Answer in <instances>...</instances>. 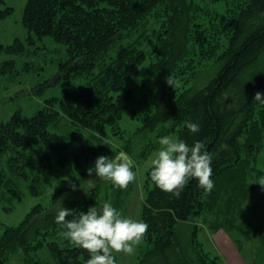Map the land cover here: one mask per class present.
Here are the masks:
<instances>
[{
	"label": "trees",
	"instance_id": "1",
	"mask_svg": "<svg viewBox=\"0 0 264 264\" xmlns=\"http://www.w3.org/2000/svg\"><path fill=\"white\" fill-rule=\"evenodd\" d=\"M238 4L230 14L213 10L228 19L219 25L214 21L219 16L199 0H27L23 25L28 36L0 45V53L24 55L37 39L52 37L64 45L60 51L65 58L59 61L64 86L61 98L47 99L36 114L16 112L8 120H0V188L20 198L16 180H23L30 183L32 193H40L44 184L52 182L55 160L62 166L75 163L78 167L93 161L100 149L95 147L96 134L107 136L122 117L114 93L138 74L148 57L136 43L118 45L116 56L107 58L109 51L126 37L125 31L164 6L165 28L159 34L156 57L150 61L148 81L143 82L146 91L141 130L148 136L164 126L163 133H176L189 145L202 142L213 154L214 188L205 194L198 182L191 180L176 198L155 186L150 168L139 217L149 229L139 245L137 264H220L219 257L206 251L199 239L200 225L214 232L238 226L236 211L254 189L249 182L251 165L264 152V104L253 100L257 91L264 93V0ZM11 12L8 7L0 12V18ZM201 19L205 23H200ZM209 25L215 34L211 35ZM224 43L227 47L219 55L223 65L217 75L193 94L186 89L171 99L166 77L174 79L197 53L210 59ZM101 59L107 62L96 76L73 84L77 77L93 71ZM18 74L14 58L0 63V78L13 79ZM45 87L46 82L38 91ZM186 121L198 123L200 131L191 133ZM168 122L171 126H166ZM67 137L78 143L77 148ZM38 148L45 151L38 155ZM8 153L3 164L1 158ZM256 171L264 176V170ZM83 175L87 177L88 173ZM80 180L75 182V190L70 184L57 190L51 209L36 206L19 225L5 229L0 235V264H7L16 248L30 253L45 243L58 264H86L88 252L62 239L58 235L62 226L55 222L60 207L74 212L99 207L94 200L99 196L98 188L91 187L92 181ZM212 214L214 219L210 218ZM262 229L254 233L264 245ZM28 264L43 263L28 257Z\"/></svg>",
	"mask_w": 264,
	"mask_h": 264
},
{
	"label": "rangeland",
	"instance_id": "2",
	"mask_svg": "<svg viewBox=\"0 0 264 264\" xmlns=\"http://www.w3.org/2000/svg\"><path fill=\"white\" fill-rule=\"evenodd\" d=\"M199 1L201 4L210 5L212 11L230 14L232 13L231 9L237 7L238 2L243 0ZM26 3L27 0H0V12L8 7L12 8L10 14L0 18V45H9L13 43L15 38L24 40L28 36V31L23 25ZM214 11L213 15L219 16ZM166 18L167 13L164 6L158 7L132 30L125 31L126 37L118 41L116 46L109 51L107 58H110L111 55L116 56L119 46L136 43L148 55L140 66L138 74L130 77L114 93L115 102L122 107L120 127H114L105 137L96 134L98 141H94L95 147L99 146L100 149L97 150L98 154L91 163L80 167L75 163L62 166L55 160L52 182L44 184L40 193H32L29 188L30 183L23 180H16V188L21 193L20 198L11 194L7 188H0V235L7 227L19 225L34 207L40 205L45 210L51 209L54 193L63 186L70 184V181L75 183L81 178V182L92 181L91 187L98 188L99 196L94 200H96L99 207L105 202H110L125 216L139 219L141 205L147 194V172L150 169V160L159 148L158 140L165 135L178 138L176 133H163L164 126L159 127L155 133L148 136H145L141 130L145 114V111L142 112V98L143 91H146L143 82L144 80L147 82L150 76V61L153 59L152 57H156L155 54L158 52L159 34L163 33ZM224 18V15L221 18L219 16L214 21L219 25H224L228 21ZM199 22L205 23L203 19ZM209 31L211 35L215 34L213 26L209 25ZM225 37L228 38L226 34ZM196 45L201 48L200 45L194 43V46ZM226 47L227 45L224 43L218 49L216 55L207 60L197 53L193 62L174 78L175 87L169 85L170 98L174 99L180 91L184 92L186 89H190L189 95L193 94L215 77L223 65V62L218 59L219 55ZM28 48L30 52L24 55L0 53V63L14 58L17 62V69L20 71V74L13 79L0 78V120H8L16 112H22L29 116L34 115L43 107L47 99L52 97L58 101L62 96L64 85L60 81L59 61L65 58L62 55L63 51H60L64 48V45L56 42L50 36H45L43 39H37L36 44ZM106 62L102 60L93 71L86 72L82 74L83 76L74 79L73 84L79 85L91 80L103 69L102 65ZM45 82L47 87L41 92L38 91ZM166 126H171V123L168 122ZM162 133L164 135H161ZM85 134L86 137H90L88 133ZM67 139L74 146L73 148H77V142L70 140L69 137ZM105 141H110V144H104ZM111 148L114 149L113 152ZM36 151L40 155L45 149L38 148ZM119 151H123L130 156L134 161L133 170L137 173L136 181L130 184L127 190L115 188L111 182L97 178L94 172L91 177L83 175L88 168L94 167L98 156H112ZM8 157L9 153L3 155L1 162L5 164ZM68 159L70 161L73 159L72 152ZM251 166H253V169L250 173L249 182L254 189L251 196L243 200L236 211L238 226L232 228L225 226V229L221 228L214 232L209 226L202 223L200 225L199 239L203 242L206 251L219 257L220 264H264V245L262 242L260 243L258 233H254L258 227V230L263 228L262 231L264 232V187L255 182L264 179V176L257 174L256 171V168L264 170V152ZM210 218L214 219L215 216L212 214ZM200 220L202 221L201 218ZM49 241L48 239V243ZM258 246L259 249H257ZM139 254V246L134 255L118 254L116 255L117 264H137ZM28 257H33V259L39 260L43 264H58L47 243L42 248L30 253L16 248L15 253L10 255L7 264H28Z\"/></svg>",
	"mask_w": 264,
	"mask_h": 264
},
{
	"label": "clouds",
	"instance_id": "3",
	"mask_svg": "<svg viewBox=\"0 0 264 264\" xmlns=\"http://www.w3.org/2000/svg\"><path fill=\"white\" fill-rule=\"evenodd\" d=\"M166 82L175 87L176 82L171 76L166 77ZM253 100L264 104V93L257 91ZM185 124L193 134L200 131L198 123L186 121ZM104 144L108 145L110 141ZM158 144L159 148L150 160V178L156 187L179 198L189 182L196 180L205 194L211 193L214 188L211 178L213 154L202 142L189 145L185 140L165 135L159 138ZM133 168L134 161L130 156L119 151L112 156H98L87 173L91 177L94 172L97 178L111 182L115 188L127 190L137 178ZM255 182L264 187V179ZM70 186L75 190L74 182L70 181ZM55 222L62 226L63 230L58 233L62 239L88 252L86 264H117L116 255H134L149 229L147 222L125 216L110 202L99 208L90 206L86 212L60 207Z\"/></svg>",
	"mask_w": 264,
	"mask_h": 264
}]
</instances>
